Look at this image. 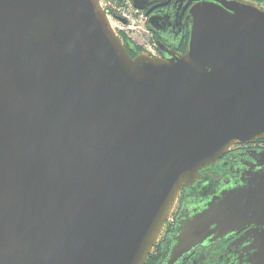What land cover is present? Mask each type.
<instances>
[{
  "label": "water",
  "instance_id": "water-1",
  "mask_svg": "<svg viewBox=\"0 0 264 264\" xmlns=\"http://www.w3.org/2000/svg\"><path fill=\"white\" fill-rule=\"evenodd\" d=\"M130 1L187 10L185 52L131 57L100 0H0V264H145L200 170L264 140V8ZM250 156L164 263L245 229L231 252L264 264V149Z\"/></svg>",
  "mask_w": 264,
  "mask_h": 264
},
{
  "label": "flooded vegetation",
  "instance_id": "flooded-vegetation-1",
  "mask_svg": "<svg viewBox=\"0 0 264 264\" xmlns=\"http://www.w3.org/2000/svg\"><path fill=\"white\" fill-rule=\"evenodd\" d=\"M155 5L156 2H151L141 10L135 9L136 12L141 13L145 29L154 43V50L148 51V53L162 58L168 56L167 50L184 53L189 38V24L185 21L187 10L181 16L176 5L172 4L169 8L167 6L154 7ZM116 17L122 18L118 15ZM124 19L126 22L128 21V19ZM148 21H150V25H148ZM121 23L123 22L121 21ZM158 41L162 42L166 49H161ZM262 142L264 140L233 144L216 164L208 165L200 170V178L191 187H184L179 192L172 213L152 250H155V254L158 255V261L155 264H167L164 262L168 260L175 245V229L180 226L183 217L191 215L193 209L203 206L211 195L237 178L248 160H251L250 155L264 149V146H261ZM214 166L221 169L218 177H215V172H212ZM244 231L245 229L229 234L222 239L211 242L207 240L198 244L172 264H241L238 257L231 251L234 248L232 242Z\"/></svg>",
  "mask_w": 264,
  "mask_h": 264
},
{
  "label": "rangeland",
  "instance_id": "rangeland-1",
  "mask_svg": "<svg viewBox=\"0 0 264 264\" xmlns=\"http://www.w3.org/2000/svg\"><path fill=\"white\" fill-rule=\"evenodd\" d=\"M247 1H255L260 4L264 8V0H247ZM101 5L103 8L107 7L111 10L116 11L117 15L128 19L126 23H121L120 19L115 16L109 15L111 25L116 33L119 31H124L136 44L143 47L146 52L153 51L154 43L150 39L149 33L146 31L143 17L141 13L136 12L135 9L132 7L131 2L124 1L123 5L120 4L116 0H100ZM261 146H264V142L261 143ZM215 177H218L221 169L219 167L214 166L212 169ZM154 256H158L155 254V250L153 251ZM158 261V257H157Z\"/></svg>",
  "mask_w": 264,
  "mask_h": 264
},
{
  "label": "trees",
  "instance_id": "trees-1",
  "mask_svg": "<svg viewBox=\"0 0 264 264\" xmlns=\"http://www.w3.org/2000/svg\"><path fill=\"white\" fill-rule=\"evenodd\" d=\"M120 6L123 5V2L125 0H116ZM128 2H131L130 0H126ZM253 3H256L258 5H260L258 2L255 1H251ZM262 7V6H261ZM105 11L107 12L108 15H112L115 16L117 15L116 11L111 10L109 8H105ZM119 39L121 40V42L123 43V45L125 46V48L127 49L129 55L131 57H134L138 52L140 51H144L143 47H141L140 45L136 44L124 31H119V33H117ZM158 257V256H157ZM157 257L154 256L153 251L150 253V255L147 258V261L145 264H155L157 263Z\"/></svg>",
  "mask_w": 264,
  "mask_h": 264
}]
</instances>
